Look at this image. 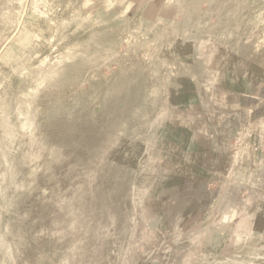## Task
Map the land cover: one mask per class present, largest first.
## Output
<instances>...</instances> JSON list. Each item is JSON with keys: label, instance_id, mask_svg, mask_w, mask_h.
<instances>
[{"label": "rangeland", "instance_id": "1", "mask_svg": "<svg viewBox=\"0 0 264 264\" xmlns=\"http://www.w3.org/2000/svg\"><path fill=\"white\" fill-rule=\"evenodd\" d=\"M263 75L264 0H0V264H264L194 196Z\"/></svg>", "mask_w": 264, "mask_h": 264}, {"label": "crops", "instance_id": "2", "mask_svg": "<svg viewBox=\"0 0 264 264\" xmlns=\"http://www.w3.org/2000/svg\"><path fill=\"white\" fill-rule=\"evenodd\" d=\"M227 104L223 134L230 141L238 138L239 152L231 154L232 164L223 160L221 172L201 178L194 196L236 210L264 190V75L251 81L246 90L238 89Z\"/></svg>", "mask_w": 264, "mask_h": 264}]
</instances>
